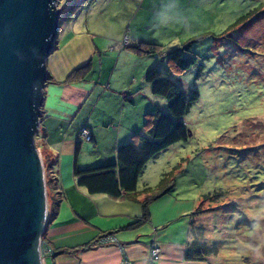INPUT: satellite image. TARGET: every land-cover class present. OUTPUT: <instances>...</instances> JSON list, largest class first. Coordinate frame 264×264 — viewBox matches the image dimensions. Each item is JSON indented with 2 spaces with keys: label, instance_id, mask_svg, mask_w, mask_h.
Masks as SVG:
<instances>
[{
  "label": "rangeland",
  "instance_id": "obj_1",
  "mask_svg": "<svg viewBox=\"0 0 264 264\" xmlns=\"http://www.w3.org/2000/svg\"><path fill=\"white\" fill-rule=\"evenodd\" d=\"M79 1L56 3L62 11L58 39L77 28L94 33L101 48L94 59L97 73L119 58L109 46L121 48L131 35L160 40L172 50L191 43L184 54L196 55L197 63L173 74L188 94L200 95L182 119L190 134L147 164L139 189L155 188L164 173L176 170L175 194L196 208L204 194L224 192L221 204L229 207L197 217L207 227L206 240L218 247L212 262L264 264V0H174L175 7L163 10L169 14L144 8L136 19L135 0ZM88 4L94 6L83 14ZM156 99L166 111L167 99ZM42 138L39 132L36 146L43 157Z\"/></svg>",
  "mask_w": 264,
  "mask_h": 264
},
{
  "label": "crops",
  "instance_id": "obj_2",
  "mask_svg": "<svg viewBox=\"0 0 264 264\" xmlns=\"http://www.w3.org/2000/svg\"><path fill=\"white\" fill-rule=\"evenodd\" d=\"M101 1L95 0L96 3ZM173 3L174 0H135V19L144 8L169 14L163 10ZM93 6L88 4L83 14ZM156 28L154 33L159 29ZM77 29L73 33L67 30L62 39H58L57 49L47 63L51 80L44 90L40 144L44 143L49 153L60 156L63 199L57 217L45 228L43 241L55 251L45 257V264L47 258L52 264H123L125 257L132 264H208L185 258L196 204L177 196L176 185L150 204V220L133 228L129 226L142 212L139 202L116 199L105 193L93 194L76 183V167L116 162L118 147L128 142L133 133L143 130L145 114L157 107L165 110L146 76L156 67L169 68L165 58L158 64L154 55H137L125 46L110 45L109 50L114 53L118 50L119 58L110 67L101 66L97 73L99 68L93 71L94 59L101 48L95 34ZM150 30H154V23ZM60 36L59 33L58 38ZM130 39L132 42L160 41L139 35H131ZM79 69L76 77L70 78ZM85 125L92 132L91 141L80 136ZM78 142L81 149L76 153ZM139 183L140 179L138 189ZM108 233H113L124 245L125 254L115 244H98L100 237ZM92 242H97L96 246L84 247ZM154 246L161 248L157 261L149 259ZM64 249L71 252H61Z\"/></svg>",
  "mask_w": 264,
  "mask_h": 264
},
{
  "label": "water",
  "instance_id": "obj_3",
  "mask_svg": "<svg viewBox=\"0 0 264 264\" xmlns=\"http://www.w3.org/2000/svg\"><path fill=\"white\" fill-rule=\"evenodd\" d=\"M59 0H0V264H45L48 219L40 132Z\"/></svg>",
  "mask_w": 264,
  "mask_h": 264
},
{
  "label": "trees",
  "instance_id": "obj_4",
  "mask_svg": "<svg viewBox=\"0 0 264 264\" xmlns=\"http://www.w3.org/2000/svg\"><path fill=\"white\" fill-rule=\"evenodd\" d=\"M84 1L87 0H81L79 4ZM72 9L68 13L69 21L73 14ZM228 31L226 33H229ZM190 44H182L181 48L173 50L168 45L151 42L124 44L137 55H157L165 58L169 68L156 67L152 69L147 74L146 81L151 85L155 95L167 99L168 109L165 111L157 107L153 112L145 114L143 130L133 133L128 142L118 147L116 162L88 168L76 167L74 170L76 183L86 187L90 193H105L116 199L129 198L141 204V215L129 227L136 228L149 221L150 204L176 185L178 171L172 170L163 174L155 188L147 186L143 190L138 189L139 179L148 162L175 143L187 140L190 134L188 126L182 119L187 114L191 104L196 102L200 95L196 90L188 94L172 74L173 72L187 71L197 63L196 55L184 54L189 51ZM79 71L80 69L74 72L70 78H75ZM50 80L51 77L48 76L47 83ZM80 149L81 143L78 142L76 153ZM42 158L45 167L47 195L51 201L47 227L57 217L63 195L59 176L60 156L44 149ZM224 197L225 193L222 191H213L203 195V199L193 213L194 219L191 221L190 228L191 240L185 252L186 259L214 264L212 261L218 254V247L215 243L210 244L206 240L207 227L204 223H198L197 217L222 207H229V204H221ZM109 234L113 233L104 234V236ZM97 242L85 244L84 247L92 248L96 246ZM61 252H71V249H64Z\"/></svg>",
  "mask_w": 264,
  "mask_h": 264
},
{
  "label": "built area",
  "instance_id": "obj_5",
  "mask_svg": "<svg viewBox=\"0 0 264 264\" xmlns=\"http://www.w3.org/2000/svg\"><path fill=\"white\" fill-rule=\"evenodd\" d=\"M127 44V43H125ZM80 136L82 138H84L85 140L89 141L92 139V132L90 130L89 127L87 126H83L81 131H80ZM98 244H115L117 245L122 252L125 254V249H124V245H122V243H120L117 238L113 235V234H109L106 236H103L99 239ZM53 253V250L44 242L42 241L41 243V254L43 259H45V257L47 255H51ZM161 257V248L159 246H154L151 248L150 250V255H149V259L150 260H154L157 261L159 260ZM123 264H132V261L130 259H128L127 257H125Z\"/></svg>",
  "mask_w": 264,
  "mask_h": 264
},
{
  "label": "clouds",
  "instance_id": "obj_6",
  "mask_svg": "<svg viewBox=\"0 0 264 264\" xmlns=\"http://www.w3.org/2000/svg\"><path fill=\"white\" fill-rule=\"evenodd\" d=\"M173 6L175 7L176 5L174 4Z\"/></svg>",
  "mask_w": 264,
  "mask_h": 264
}]
</instances>
